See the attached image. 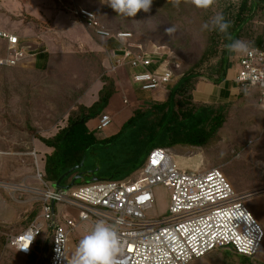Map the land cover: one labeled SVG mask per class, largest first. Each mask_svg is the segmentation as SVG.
<instances>
[{
  "label": "rangeland",
  "instance_id": "374dc122",
  "mask_svg": "<svg viewBox=\"0 0 264 264\" xmlns=\"http://www.w3.org/2000/svg\"><path fill=\"white\" fill-rule=\"evenodd\" d=\"M102 2L0 0V29L21 34L22 39H27L22 35L32 37L41 34L51 56L45 68L35 65L30 58L16 66L0 65V264L43 263L47 243L46 240L43 245L44 236L38 241L35 255L25 258L7 246L5 235L25 229L31 222V212L39 210V192L32 191V188L43 187L35 177V158L31 153L36 151L40 170H43L45 154L50 148L38 137H52L68 123L69 118L77 117L80 106H87L98 99L97 90L103 85V76L117 75L112 70L111 52L116 46L111 49L106 44L105 48V40L80 23L73 11L88 8L105 27L114 31H130L135 48H173L177 53L173 52L177 73L182 75L196 70L202 74L199 79L206 82L208 79L203 75L209 74L217 64L226 43L214 34L215 30L209 31L202 26L210 23L217 13H223L229 4H232L230 10L236 12L240 0H216L208 9L184 3L175 8L168 0H153L150 12L140 10L134 17L119 16ZM263 24V17L257 14L244 24L240 39L249 43L255 34L260 33ZM173 25L176 32L169 35L166 30ZM208 50H213L214 54L201 61L203 54H210ZM4 54L0 51V56ZM236 55L229 57L230 69L238 68ZM230 74L235 76L236 71ZM169 89L170 85L161 87L160 94L158 89L140 90L135 94L137 99L150 100L152 94L154 98L163 100ZM129 95L124 99L128 109L134 111L141 104H131L135 98ZM118 97L114 95L115 100ZM229 100L221 103L226 109V120L208 146L171 151L179 168L187 172L220 168L236 195L244 197L242 202L264 227V109L255 88L239 99L233 96ZM102 112L107 111L104 109ZM97 117L89 120L87 125H95ZM118 123L113 120L109 129L98 131V137L113 133ZM133 130L128 127L113 142L97 145L87 155L84 169L101 179L122 180L135 176L141 166L135 168L130 165L137 148L136 144L130 143L132 137L129 138V134ZM86 177L84 174L83 179L76 183L84 182ZM153 192L155 201L147 216L166 218L171 192L164 186L155 187ZM60 208L69 217L77 219L76 208L57 204L56 209ZM83 235L85 231L78 229L70 258ZM197 264H264V241L254 260L230 250L217 249Z\"/></svg>",
  "mask_w": 264,
  "mask_h": 264
},
{
  "label": "built area",
  "instance_id": "2783aa9c",
  "mask_svg": "<svg viewBox=\"0 0 264 264\" xmlns=\"http://www.w3.org/2000/svg\"><path fill=\"white\" fill-rule=\"evenodd\" d=\"M73 14L98 36L117 43L111 51L113 72L129 65L134 86L143 91L161 89L172 82L171 66L177 62L169 49L136 50L131 32L107 30L86 8ZM0 51L5 52L0 58L3 66L19 65L36 54L28 39L3 29H0ZM236 61V84L245 92L257 89L264 109V48H250L249 54H237ZM112 121L111 114L103 112L91 129L102 131ZM31 154L35 158V177L43 187L32 188L39 192V212L25 229L5 234L7 246L23 257L33 256L40 237L44 236L43 245L46 240L47 243L42 264H70L69 254L72 242L77 240V230L83 229L86 234L99 220L117 226L123 252L117 255L116 264H190L217 249L254 260L261 249L263 225L218 167L187 172L179 168L170 149L157 147L149 151L135 176L100 179L67 189L45 181L36 151ZM157 186L171 192L166 218L147 216ZM49 192H56L59 197H49ZM57 204L76 208L77 219L66 215L63 208L56 209Z\"/></svg>",
  "mask_w": 264,
  "mask_h": 264
},
{
  "label": "trees",
  "instance_id": "16d2710c",
  "mask_svg": "<svg viewBox=\"0 0 264 264\" xmlns=\"http://www.w3.org/2000/svg\"><path fill=\"white\" fill-rule=\"evenodd\" d=\"M229 6L222 14L227 21L231 22L232 26L229 32L235 39H240L244 24L248 23L257 14H260L264 19V0H240L236 12L230 10L232 4H229ZM96 19L98 20L97 17ZM98 22L105 27L99 20ZM105 28L113 33L125 31L123 29L114 31L107 27ZM214 34L223 38L226 44L229 42L217 30H215ZM251 39L249 42L250 48H264V26H262L260 33L255 34ZM132 40L133 34L131 43ZM166 48L176 53L173 48ZM143 50L151 52L153 48L144 47ZM208 51L210 54H203L201 61L214 54L213 50ZM235 55L236 53H229L224 47L222 56L217 64L210 69L209 74L203 75L208 79L206 82L220 85L227 77L228 70L231 67V63L228 61L229 57ZM171 68L174 76L172 82L167 85V87L170 85V89L168 94L167 90L165 92L166 98L163 100H144L145 102L133 111V114L115 134L99 138L96 134L98 131L92 130L87 123L103 113L102 111L106 109L110 98L116 91L114 77L103 76V85L98 91L97 100L89 106H80V113L77 117L69 118L68 123L52 137H38L44 145L50 148V151L45 154L42 170L43 179L47 182L55 183L70 168L80 164L82 161H84L85 165L87 155L95 150L97 145L103 144L105 146L113 142L128 127L134 129L129 134V138L132 137L130 143L137 146L135 149L136 156L130 160V165L135 168L143 164L149 151L153 148L161 147L177 151L181 148H203L208 146L226 120V109L221 103L228 102L210 103L198 100L197 89L202 82L199 79L202 74L196 70H189L179 75L173 65ZM242 94H246V92L239 88L236 98L239 99ZM82 119L84 122H82ZM84 165L81 169L65 177L61 184L63 186L68 185L73 176L80 172H84L87 176L82 183H87V179H90L93 175H90L92 171L84 169ZM37 213L31 212L29 215L30 220Z\"/></svg>",
  "mask_w": 264,
  "mask_h": 264
},
{
  "label": "clouds",
  "instance_id": "9594fccd",
  "mask_svg": "<svg viewBox=\"0 0 264 264\" xmlns=\"http://www.w3.org/2000/svg\"><path fill=\"white\" fill-rule=\"evenodd\" d=\"M102 3L110 6L119 16L134 17L140 10L145 13L151 11L153 0H103ZM173 7L178 8L181 3L191 4L199 9L212 7L216 0H168ZM231 22L227 21L222 13H217L210 23L202 27L206 30H217L229 41L225 48L229 53L249 54V43L235 39L229 32ZM167 33L172 35L176 32L173 25L168 28ZM49 197L58 198L56 192H49ZM22 249H27L24 247ZM123 252V243L120 239L116 224L108 223L105 220L95 222L90 230L82 236L75 246L70 264H116V257Z\"/></svg>",
  "mask_w": 264,
  "mask_h": 264
},
{
  "label": "crops",
  "instance_id": "0c3cea01",
  "mask_svg": "<svg viewBox=\"0 0 264 264\" xmlns=\"http://www.w3.org/2000/svg\"><path fill=\"white\" fill-rule=\"evenodd\" d=\"M22 37H26L28 39V42H30L32 44V47L35 49V53H36L35 56L30 58L32 63H35V65H38L40 67L45 68L49 64L51 56L49 54L47 44L44 41L41 34H38V35H35L32 37H30V36L27 37L26 35H24V36L22 35ZM99 37H101V36H99ZM101 38H103V37H101ZM103 39L105 40L103 42V44L105 45V48H106V44H109L110 46H112L111 49L114 48L117 44L114 40H108L105 38H103ZM122 67H120L119 70L117 69V71H116L117 75L114 76V80L116 83L115 84L116 85V91H115L114 95L117 94L119 97L117 100H115L114 95H113L110 98L109 103L106 107L107 112L109 109L112 110L111 112H108V113L111 114V116L113 117V120L115 122H119L118 127L116 128V130L113 133L107 134L103 137H109V136L115 134L121 128L122 124L133 114V111L128 109L129 105H126L127 103L124 102V97L129 98L128 95L131 94L132 95L131 98L132 97L135 98L134 101H132L130 99L131 104L132 103L135 104L137 102L138 105H140V104L145 102L144 99H142V98L137 99L135 92L140 91L141 89L135 87L132 80H131V77H130L131 76V74H130L131 68L129 67V65H126L124 67V69L121 70ZM233 70H235V69H232V68L230 69V71L227 74V77L225 78V80L220 85H215V84H212L209 82L202 81L199 84V87L197 89V99L198 100L200 99L203 102L217 103V102H226V100L228 101L233 96H236L239 92V87L237 86V84L234 80L235 76L233 74H230V72H232ZM126 75H128L129 77ZM97 92H98V90H97ZM161 92H162L161 90L157 91L158 94H160ZM150 96H151V99L148 101L161 100V99L154 98L152 94H150ZM91 104H89V105H91ZM89 105H87V106H89ZM119 115H120V118L118 117ZM93 126H91L90 128H92ZM110 126L107 127L106 129H109ZM106 129H104L102 131H106ZM98 133L99 132L96 133L97 136H98ZM261 219H263V218H261ZM203 259H205V257L198 259V260H195V261L191 262L190 264H197L199 262H202Z\"/></svg>",
  "mask_w": 264,
  "mask_h": 264
},
{
  "label": "water",
  "instance_id": "95a60500",
  "mask_svg": "<svg viewBox=\"0 0 264 264\" xmlns=\"http://www.w3.org/2000/svg\"><path fill=\"white\" fill-rule=\"evenodd\" d=\"M82 122H84L83 119H82ZM83 165H84V161H82L80 164H78V165H76V166L70 168V169L67 170L66 172H64V173L58 178V180L55 182V184H54L55 187H57V188L64 187V188H67V189H68V188L73 187L74 185H76V184H77L76 182H77L78 179H83V177H84V172H80V173L76 174L75 176H73L71 182H70L68 185H66V186H63V185L61 184V182H62V180H63L65 177H67L68 175H70V174L73 173L74 171L81 169V168L83 167ZM91 173H93V172H91ZM98 180H100V178H97V177L94 176V174H93V176L88 180V182H93V181H98Z\"/></svg>",
  "mask_w": 264,
  "mask_h": 264
},
{
  "label": "bare ground",
  "instance_id": "6f19581e",
  "mask_svg": "<svg viewBox=\"0 0 264 264\" xmlns=\"http://www.w3.org/2000/svg\"><path fill=\"white\" fill-rule=\"evenodd\" d=\"M74 16H75V15H74ZM75 18H76V17H75ZM93 30H94V29H93ZM94 32H95V31H94ZM95 34H96V33H95ZM96 35H97V34H96ZM30 44H31V43H30ZM4 55H5V54H4ZM4 55H3V56H4ZM3 56H0V58H2ZM237 86H238V85H237ZM112 122H113V121H112ZM177 155H178V154H177Z\"/></svg>",
  "mask_w": 264,
  "mask_h": 264
}]
</instances>
